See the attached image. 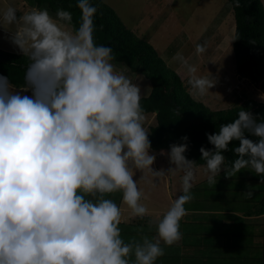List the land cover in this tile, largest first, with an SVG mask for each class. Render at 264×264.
<instances>
[{
  "label": "clouds",
  "instance_id": "clouds-1",
  "mask_svg": "<svg viewBox=\"0 0 264 264\" xmlns=\"http://www.w3.org/2000/svg\"><path fill=\"white\" fill-rule=\"evenodd\" d=\"M77 7L81 20L74 30L66 28L72 21L66 10L55 18L47 9L0 10V28L28 60L20 87L0 77V264H155L164 255L161 242L168 247L182 238L179 222L193 199L195 161L185 157L186 143L172 144L174 167L153 170L141 87L116 70L110 47L94 42L97 8L90 0H78ZM205 51L196 45V54ZM175 59L190 74L197 71L181 54ZM188 83L203 95L216 82L193 76ZM206 136L213 148L200 153L208 184L215 185L221 171L228 178L242 169L264 180V119L241 110ZM232 141L239 142L238 158L226 167L222 153ZM145 170L153 179L182 172L183 194L156 224L155 237L125 243L121 210L106 197L121 192L130 216L143 218L148 209L134 175Z\"/></svg>",
  "mask_w": 264,
  "mask_h": 264
},
{
  "label": "rangeland",
  "instance_id": "rangeland-1",
  "mask_svg": "<svg viewBox=\"0 0 264 264\" xmlns=\"http://www.w3.org/2000/svg\"><path fill=\"white\" fill-rule=\"evenodd\" d=\"M16 1L10 0L9 4L17 6L15 5ZM102 1L114 9L126 27L133 30L139 38L149 42L156 49L167 67L173 69L180 76L184 87L189 91L191 96L205 104L208 108L217 110L232 107L241 103L246 98L264 101V92L261 89L259 80L254 82L248 78H238L236 75L232 48L234 16L228 0ZM261 1L264 6V0ZM2 9L3 7H0V10ZM66 28L71 30L70 24H67ZM1 38L3 41H6L4 35L0 33ZM197 44L206 46V51L203 54H196L195 47ZM0 48L9 51L3 45ZM177 54H181L187 61V65L195 67L197 71L194 74H190L187 71V66L175 59ZM112 63L115 65L117 71L124 72L134 82L139 83L141 96L148 94L150 83L140 70L132 71L114 60ZM193 76L208 77L216 83L205 94L199 95L188 83ZM143 115V126L148 131L149 125L155 124L154 114L147 113ZM169 151L170 149H150V154L156 155V160L152 165L153 170L164 169L167 171L170 167H174L169 162ZM204 175L203 166H194L195 179L193 184L202 181L199 185L202 191L197 193L194 190L195 188H191L190 191L192 196H198L199 199L203 198L207 200L210 193L209 188L213 187V185L208 184L207 177H204ZM182 176V172L176 171L170 172L159 179H153L151 174L146 170L143 173L136 172L134 179L138 180V188L143 193L140 202L148 209L145 216L149 217L146 221L140 223L138 230L145 233L149 232V234L140 235V237L130 235V239L132 237V240L142 241L145 236L149 239L155 236L154 234L152 235V233H156L157 223H155L154 218L157 213L159 215V212L161 214L166 213L174 200L183 194L181 191ZM234 176L258 177L255 173L243 169ZM260 182L262 183V181ZM255 183L253 182L247 186L255 190L253 192L250 191L252 193L251 197H247L245 195L246 192L236 193L232 197L238 201L235 208H245L242 203L243 201L262 199L264 196V192H261L263 184L259 183V186H256L257 184ZM113 195L117 196L116 193H113ZM117 204L122 214L121 221H130L132 219L130 216L131 210L122 203V195ZM259 204L247 203L246 207L258 208ZM260 232H262V229ZM262 241L263 239H256L255 237V240L248 242V244L261 245ZM242 251L240 250L239 254L244 255L247 250ZM164 252L173 255L176 249L168 246L164 248ZM250 255H257V250H252ZM217 261L223 262V259L211 258L205 264H217ZM155 264L176 263L174 259L157 258Z\"/></svg>",
  "mask_w": 264,
  "mask_h": 264
},
{
  "label": "trees",
  "instance_id": "trees-1",
  "mask_svg": "<svg viewBox=\"0 0 264 264\" xmlns=\"http://www.w3.org/2000/svg\"><path fill=\"white\" fill-rule=\"evenodd\" d=\"M31 6L47 9L52 17H56L58 10L71 13V30L78 28L81 20V10L77 7L78 0H25ZM234 16V36L239 39L232 41L235 59V72L238 78H248L254 82L260 81L264 92V6L261 0H228ZM97 8L93 17V39L97 45L110 47L114 54V61L123 64L132 71H141L150 83L148 94L141 96L140 104L143 114H154L155 124L148 127V139L153 150L170 149L172 144L186 143L184 153L196 165H204L200 148L212 149L206 134L219 131L221 125L233 122L238 118L241 110L251 112L254 117L264 119V101L246 98L241 103L212 110L202 102L191 96L184 87L180 76L168 68L156 49L147 41L139 38L133 30L126 27L119 15L102 0H90ZM21 11H17L20 15ZM233 40V38H232ZM28 60L19 52H10L0 48V77H7L8 82L20 87ZM4 82V81H2ZM246 138L257 139L249 134ZM187 137L183 141L182 137ZM239 146L238 141L229 144V151L223 152L225 166L231 167L238 158L233 152ZM261 180V179H260ZM261 192H264V180ZM117 196L109 194L106 198L116 204L120 200L121 192ZM117 199V200H116ZM261 212H264V198L259 202ZM119 207V205L117 204ZM149 217L132 218L128 222L121 221V238L125 243L132 240L130 235L149 234L138 230L140 223ZM155 233H152V235ZM129 235V237H128ZM263 239V235L261 236ZM141 241V240H139ZM248 264H264L263 241L260 255L248 259Z\"/></svg>",
  "mask_w": 264,
  "mask_h": 264
},
{
  "label": "crops",
  "instance_id": "crops-1",
  "mask_svg": "<svg viewBox=\"0 0 264 264\" xmlns=\"http://www.w3.org/2000/svg\"><path fill=\"white\" fill-rule=\"evenodd\" d=\"M9 1L0 0V7L4 9L11 5ZM15 5L17 6L14 7H18L17 10H20L21 14L31 8H36L25 0H17ZM0 33L6 38V41L0 39V46L7 47L10 52H19L9 42L7 33L2 28H0ZM4 84L5 82L0 81V87ZM221 175H224L223 171L216 177L217 183L209 188L210 193L207 200L193 196V199L184 205L185 215L179 222L182 238L171 246L176 249V252L173 255L164 252V255L158 259H174L176 264H205L211 258H219L223 259V262L217 261V264H248L249 258L259 256L261 245H250L248 242L255 240V237L262 239L263 235L264 247V212H261L259 204L264 196L262 199L243 201L245 207L243 209L235 208L238 201L232 197L239 192L255 191L254 188L247 186L253 182H256V186H259V183L262 184L260 177L231 176L226 178L225 175ZM201 182L192 186L197 193L202 191L199 186ZM247 203H256L259 207H246ZM164 214L159 212L158 215L157 213L154 218L155 223H158ZM261 229L262 232H260ZM154 235L156 236V233ZM161 246L166 248L163 242ZM240 250L247 251L243 255L239 254ZM252 250H257V255H250Z\"/></svg>",
  "mask_w": 264,
  "mask_h": 264
}]
</instances>
